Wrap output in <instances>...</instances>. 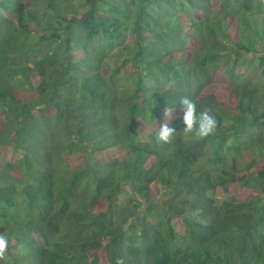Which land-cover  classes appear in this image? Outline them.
<instances>
[{
	"label": "trees",
	"instance_id": "obj_1",
	"mask_svg": "<svg viewBox=\"0 0 264 264\" xmlns=\"http://www.w3.org/2000/svg\"><path fill=\"white\" fill-rule=\"evenodd\" d=\"M0 234V264H264V2L0 0Z\"/></svg>",
	"mask_w": 264,
	"mask_h": 264
},
{
	"label": "clouds",
	"instance_id": "obj_2",
	"mask_svg": "<svg viewBox=\"0 0 264 264\" xmlns=\"http://www.w3.org/2000/svg\"><path fill=\"white\" fill-rule=\"evenodd\" d=\"M262 2H264V0H262ZM179 103L183 113L182 123L184 127L182 131L185 134H194L200 138H206L215 133L217 121L215 116L211 114L210 109L205 108L198 113L196 102L187 96L181 97ZM170 119L171 116L166 109L164 113V122L159 126L155 134L157 143L170 144L173 142L176 130L171 126ZM8 246L9 242L7 237L0 234V260L5 258ZM115 264H124L123 258L118 257Z\"/></svg>",
	"mask_w": 264,
	"mask_h": 264
},
{
	"label": "rangeland",
	"instance_id": "obj_3",
	"mask_svg": "<svg viewBox=\"0 0 264 264\" xmlns=\"http://www.w3.org/2000/svg\"><path fill=\"white\" fill-rule=\"evenodd\" d=\"M67 159H69V158H67ZM215 199H216L217 201H222V200H223L221 196H216Z\"/></svg>",
	"mask_w": 264,
	"mask_h": 264
}]
</instances>
